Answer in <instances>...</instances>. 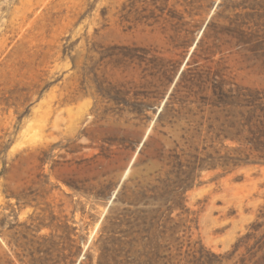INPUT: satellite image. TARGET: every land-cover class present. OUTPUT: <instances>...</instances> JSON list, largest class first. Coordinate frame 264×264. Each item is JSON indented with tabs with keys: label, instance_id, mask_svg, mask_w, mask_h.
<instances>
[{
	"label": "rangeland",
	"instance_id": "obj_1",
	"mask_svg": "<svg viewBox=\"0 0 264 264\" xmlns=\"http://www.w3.org/2000/svg\"><path fill=\"white\" fill-rule=\"evenodd\" d=\"M200 1L0 0L1 264H21L9 227L31 226V217L32 228L45 224L38 236H70L81 249L75 264L88 251L97 264L106 216L133 220L140 211L139 264H264V154L252 143L216 142L235 160L197 171L176 204L177 190L154 189L170 155L194 161L188 110L211 94L190 86L189 73L156 124L195 46L172 16L193 30L221 0ZM236 74L227 79L264 90V71ZM142 192L157 200L129 204Z\"/></svg>",
	"mask_w": 264,
	"mask_h": 264
},
{
	"label": "trees",
	"instance_id": "obj_2",
	"mask_svg": "<svg viewBox=\"0 0 264 264\" xmlns=\"http://www.w3.org/2000/svg\"><path fill=\"white\" fill-rule=\"evenodd\" d=\"M199 2L201 1L193 0L189 5L193 6L192 4ZM217 3L214 4L216 8L211 17L193 26V30L185 29L187 24L182 23L184 19L182 15L172 16L178 19L177 35L184 33L186 37L192 36L191 43H195V47L187 62L188 68L182 71L176 89L159 113L156 124L161 125L170 111H173L170 101L180 92L189 73L194 74L189 80L190 86H197L202 92H211L210 96L202 97L203 104L198 106L196 113L192 109L188 110L193 117L189 157L194 161L190 160L183 164L177 154L170 155L172 169L165 179H159L160 186L154 188L160 191L171 188L177 190L176 195H171L170 202L173 204H176L177 200L193 186L197 171L204 168L214 169L218 162L235 160L228 155L220 156V151L214 146L216 142L223 143L225 140L249 142L254 145L255 151L264 154V90L245 89L227 79L234 73L249 69L264 71V0H221ZM190 14L191 17L195 16L192 12ZM197 35H199L198 39ZM186 46H188L187 41L177 48H186ZM202 60L205 61V65L200 68L199 63ZM193 67L195 70H192ZM193 71L198 72L193 73ZM183 109L185 108L177 112L181 113ZM246 133L252 137L246 136ZM209 142L210 146H204L203 152H207L208 149L212 152L207 153L206 158H200L199 146ZM129 143L135 149L139 141ZM148 146V142L145 141L140 153L144 154ZM172 176L175 178L173 179ZM16 199L18 202L22 200L20 196ZM145 199L157 200L154 197L147 198L146 193L142 192L141 199H135L129 204L139 206ZM111 214L106 216L104 234L97 241L99 245L97 264H139L142 255L139 250L143 239L141 236L147 226L146 218L142 215L146 212H135L133 220L115 218ZM31 220L33 226L39 219L31 217ZM107 223L111 228L106 226ZM3 226L4 222L0 223V227ZM31 226L24 223L9 227L13 232L12 240L21 251L17 254L21 264L76 263L81 249L72 244L73 240L70 236L65 238L55 234L38 236L45 227L42 220L33 228ZM17 227H22L24 230L20 231ZM93 261L94 257L88 251L79 264H93ZM6 264H14V262L7 260Z\"/></svg>",
	"mask_w": 264,
	"mask_h": 264
},
{
	"label": "water",
	"instance_id": "obj_3",
	"mask_svg": "<svg viewBox=\"0 0 264 264\" xmlns=\"http://www.w3.org/2000/svg\"><path fill=\"white\" fill-rule=\"evenodd\" d=\"M217 4H218V3H217ZM215 8H216V6H215ZM203 30H204V29H203ZM202 32H203V31H202ZM202 32H201V34H202ZM201 34H200V35H201ZM194 47H195V46H194ZM160 112H161V110L159 111V113H160ZM143 143H144V142H143ZM142 145H143V144H142ZM114 199H115V197L113 198V200H114Z\"/></svg>",
	"mask_w": 264,
	"mask_h": 264
}]
</instances>
